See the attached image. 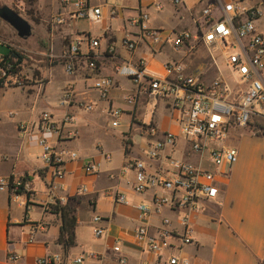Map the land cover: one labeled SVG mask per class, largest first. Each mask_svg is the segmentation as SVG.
<instances>
[{"label":"crops","instance_id":"0c3cea01","mask_svg":"<svg viewBox=\"0 0 264 264\" xmlns=\"http://www.w3.org/2000/svg\"><path fill=\"white\" fill-rule=\"evenodd\" d=\"M40 1H33L34 9L35 13L40 15L39 25H42V21H49V27L40 37L41 40L49 41V57H56L55 53L61 48L62 42L66 44L76 36L89 35L98 42L95 49L89 50L96 55L92 75L112 76L113 66L123 61L135 62L142 58L149 68L156 69L160 63L183 61L187 58L182 52L171 49L169 44L152 50L147 42L141 41L137 42L132 51L124 49L119 43L120 38L125 34L129 37L136 35L135 29L127 25V20L134 16L136 7L146 6L145 10L149 14L147 25L151 28L174 32L193 31L195 23L201 18L202 7L211 4V13L216 16L220 14L221 2L225 0H180L179 4H173L171 0H152L161 4L159 10L138 0H118L112 4L106 0H85L87 5L96 6L100 10V19L94 34L78 31L74 22L76 19L68 18L74 0H44L43 4H40ZM241 4L245 8L259 7L260 14L255 17L254 26L264 36V0H242ZM111 8L115 13L110 17L108 11ZM59 13L63 21L51 23V16ZM51 44L55 45L57 51L51 49ZM110 44L114 47L111 55L104 52L105 47ZM7 46L11 47L12 44L7 43ZM87 49L85 44L80 46L81 53L87 52ZM199 49L204 48L197 50ZM158 54L163 55L156 59ZM183 62L186 63L185 60ZM75 68L74 74L67 75L68 79L58 89L52 104L48 105L50 98L45 94V87L40 95L36 91H30L29 94L25 92L33 98L28 112L24 115L17 114L11 125L12 138H8V143L12 152L0 153V165H3L0 168V176L17 177L29 188L16 196L6 190H0V264H10L7 261L9 253L18 255L20 264H33L35 258L53 254L61 257V264H72L70 259L78 255L84 257L81 264H93L95 261L86 257L89 253L96 254L101 264H117L110 251L114 240L118 241L121 254L126 256V264H156L153 254L139 251L131 242L132 231L137 223L134 205L147 202L149 196L147 193H134L129 187L131 174L119 173L123 158V141L126 137L130 144V134L133 133L141 140L143 132L140 126L150 120L159 132L167 129L175 131L176 127L168 120L167 114L158 108L153 111L149 108L146 119L141 120L137 114L142 98L133 110L128 109L131 117L124 114L126 122H122L119 127H111L105 110L108 106H118L120 96L130 88L129 83L121 78L127 83L123 86L119 78L113 76L115 85L109 91L107 99L100 100L89 88L90 73L87 72L82 59L79 58L75 62ZM227 78L232 79L233 84L230 85ZM227 78L225 80L228 86L234 89V78L230 77L229 73ZM47 82L48 78L45 85ZM67 84L72 85L77 100L92 102L91 111H80L74 104L67 107L58 106V94ZM38 102L41 108L35 111ZM43 110L49 112L59 128V135L53 143L54 149L73 151L77 155L76 159L66 158L63 161L64 176L60 186L49 189V193L46 191L44 166L39 159L40 149L35 144L26 142L17 129L18 124L30 123L31 116L33 115L35 120L37 114ZM64 111L75 117L71 125L61 124L60 115ZM142 112L146 113L145 110ZM157 113L164 115L160 124L155 117ZM102 115L107 117V130L113 131V128H116L119 131L117 136L102 129L101 121L105 119ZM67 130H72L73 133L67 135ZM232 130L235 131L230 141H226V145L235 148V161L229 166L216 169L215 178L219 181L216 183L217 195L212 200L201 202L200 211L191 215L192 243L183 246L178 252L179 255L187 257L188 264H264V134L251 135L263 138L259 143L252 142L250 138H243L242 132L249 134L244 128H233L230 132ZM228 137L229 134L227 139ZM131 144V154L137 155L139 145L143 144L139 141ZM114 154L117 156V163L111 166L110 159ZM33 155H36L35 159L38 160H34ZM186 159L192 164L197 163L195 156H187ZM86 161L97 164L96 173H84L82 165ZM201 165L212 170L208 162L203 161ZM39 182L43 183V189H39ZM80 186H84L85 191L75 193ZM114 192L122 194L127 203H115L112 200ZM55 200L71 208L75 219L74 245L66 250L56 243L60 218L47 210V205ZM95 215L101 218L99 222L92 220ZM160 215L174 218L167 210H162ZM160 215H151L145 220V224L157 223ZM96 227L103 228L104 234L94 236L93 229Z\"/></svg>","mask_w":264,"mask_h":264},{"label":"built area","instance_id":"2783aa9c","mask_svg":"<svg viewBox=\"0 0 264 264\" xmlns=\"http://www.w3.org/2000/svg\"><path fill=\"white\" fill-rule=\"evenodd\" d=\"M144 1L154 9H161V4L152 0ZM179 4L180 0H171ZM242 0H225L221 2L220 14L212 15L213 6L207 4L200 9L201 18L195 23L193 31H172L163 28H151L147 25L149 17L145 7L138 6L134 16L127 20V25L134 28L136 35H123L119 43L127 51L135 49L137 42L145 41L152 50L163 44L183 53L184 57L194 54L198 48L208 53V62L187 71L186 64L181 60L160 63L158 68H149L142 58L135 62L123 61L113 66L112 76L92 75L95 69L96 55L89 50L97 47V40L89 35L74 37L66 43L56 56L66 75L75 71V62L80 58L90 73L89 88L100 100H106L111 88L115 85L113 76L125 79L130 88L120 96V100L128 108L108 106L105 110L111 127H119L120 118L129 114L140 102V98L149 104L150 111L157 108L164 111L168 120L176 130L158 131L152 120L140 126L143 145H139L138 154H131V142L124 138L123 158L120 175L130 173L129 187L134 193H147V202L134 205L136 209V225L133 228L131 242L139 251L154 255L156 264H188V259L178 252L183 246L192 243L190 218L200 211V203L212 200L217 195L216 169L229 166L235 161L236 150L226 145L231 129L244 128L250 135L264 134V36L254 26V19L260 14L259 7L245 8ZM115 10L111 8V17ZM68 18H85L97 22L100 10L96 6L87 5L85 0H74ZM62 15L51 16L50 22L61 23ZM85 44L87 52L81 53L80 46ZM113 45L105 47L104 52L113 54ZM222 53L224 65L230 77L234 78L235 88L228 86L214 60L212 51ZM211 59V61H210ZM2 56L0 55V62ZM214 65L215 74L204 81L206 66ZM8 64L5 65V68ZM4 68V67H3ZM0 68V74H4ZM16 86H20L17 81ZM58 106L75 107L83 112L92 110L90 100H77L72 85L61 88ZM130 116V114H129ZM131 117V116H130ZM75 117L64 111L60 115L61 124L71 125ZM34 128V131H32ZM21 137L39 147V159L44 166L46 191L60 186L64 176L63 161L76 159L73 151L54 149V139L59 135V128L51 119L49 112L41 111L32 123L18 124ZM72 130H67L71 135ZM187 156L197 157V163L187 161ZM205 161L212 170L201 165ZM86 174H94L97 164L86 161L82 165ZM0 190H6L13 196L29 190L28 185L11 175L0 176ZM84 186L75 193H83ZM115 203L126 204L124 196L118 192L112 194ZM162 210L172 213L174 218L160 215ZM160 215L157 223L145 224L151 215ZM99 222L98 215L92 217ZM104 234V229L96 227L93 235ZM110 251L117 264H126V256L121 254L117 240H114ZM93 264H101L96 254L89 253ZM18 255L9 253L10 264H20ZM83 255L70 259L72 264H81ZM58 254L43 255L34 259L33 264H61ZM139 264H148L140 262Z\"/></svg>","mask_w":264,"mask_h":264},{"label":"rangeland","instance_id":"374dc122","mask_svg":"<svg viewBox=\"0 0 264 264\" xmlns=\"http://www.w3.org/2000/svg\"><path fill=\"white\" fill-rule=\"evenodd\" d=\"M69 1L72 2V0ZM117 1L118 0H106L107 3L111 4ZM39 3L43 4L45 2L44 0H42ZM2 5H6L11 9L13 8L14 10H16L17 13L24 19H26L31 25L29 35H27L24 39H20L16 36L15 31L8 24L0 21V55L6 53V45L7 43H11V47L15 48L16 50H20L26 57V61L22 62L21 64L18 76L15 78L12 77L10 83L2 85L3 87L0 88V153L11 154L12 149L10 148V145L8 143V138H12L11 125L14 119L17 117V114L24 115L26 112H28V108L30 106V103L32 102L33 96L27 94H29L30 91H36L37 94L40 95L42 94L45 87V94L48 99L50 98L48 105L49 103L52 104L58 89L65 83V81L68 79V76L63 72L59 59L57 57H49V41L43 39L41 40L40 38L44 34V30L49 27V21H42V25L38 24L40 15L38 13H35L34 2H32L30 6H28L25 3V0H0V6ZM29 7L30 9H32V16L36 17V22H33L29 18V16L25 14V11ZM74 22L75 27L78 31H86L90 34L96 33L97 25L99 23L90 21L85 18L76 19ZM64 45L65 42H62L60 45L61 48L59 49V51H57L55 45L51 44V49L53 51H57L55 53V55L57 56L63 49ZM162 55H156V59H159ZM207 56L208 53L204 49H199L194 54L187 56L186 59H183V61L185 60L186 62L185 64L187 67V71H191L194 67L203 63L206 64L208 62ZM210 57L214 60V65L216 66L218 72L222 76L227 78L228 70L223 63L222 53H220L219 50H215L210 53ZM214 65L210 63L208 66H206L205 75L203 76L204 81H208L215 74ZM47 78L48 82L45 85ZM119 80L123 86L127 85V83L123 79L119 78ZM227 80L230 85L233 84L232 79L227 78ZM17 81L20 83V86L13 87V84L16 85ZM22 89L25 91H23ZM139 104L141 110L140 108L138 109L137 116L141 120H145L147 117L149 104L145 103L144 100H142ZM117 105L123 108L128 107L124 103H121V101ZM40 108L41 105L38 102L35 111ZM143 110H145L146 113H143ZM155 117H157V121H159V124L164 120V115L160 113H157ZM103 118L105 119L101 121V123L103 124L102 129H105L108 134L111 132V134L113 133L114 136H117L119 131L116 128H113V131H108V126L105 125L107 117L103 116ZM31 119L30 123L34 121L33 115L31 116ZM126 120L127 118L125 115L120 118L121 123L126 122ZM234 131L235 130H232L229 133V137L226 140L227 142L232 138ZM242 133L244 135L243 138H250L252 142H262L261 139L263 138L261 137L256 138L245 132ZM130 141L132 143H136L138 141L142 144L144 143V140H139L138 136L135 133L130 134ZM35 158L36 155H33V159L38 160ZM110 163L111 166L116 165L117 156L115 154L111 156ZM2 167L3 165H0V168ZM39 189H43L42 182H39Z\"/></svg>","mask_w":264,"mask_h":264},{"label":"trees","instance_id":"16d2710c","mask_svg":"<svg viewBox=\"0 0 264 264\" xmlns=\"http://www.w3.org/2000/svg\"><path fill=\"white\" fill-rule=\"evenodd\" d=\"M33 0H25V3L30 6ZM13 9V8H12ZM14 10V9H13ZM16 13L17 11L14 10ZM25 14L29 18L36 22V17L32 16V9L30 7L25 11ZM7 46V45H6ZM2 61L0 62V68H3L4 74H0V86L10 83V80L18 76V72L21 68L22 62L26 61V57L20 50H16L13 47L7 46V51L5 54L1 55ZM8 67L5 68V65ZM13 87H16L13 84ZM47 210L57 214L60 218L58 235L56 238V243L61 246L63 250L74 245L73 236V226H74V215L73 210L66 206L65 204H60L58 200H55L52 204L47 205Z\"/></svg>","mask_w":264,"mask_h":264},{"label":"water","instance_id":"95a60500","mask_svg":"<svg viewBox=\"0 0 264 264\" xmlns=\"http://www.w3.org/2000/svg\"><path fill=\"white\" fill-rule=\"evenodd\" d=\"M0 19L8 24L17 37L24 39L30 33V24L21 15L6 5L0 6Z\"/></svg>","mask_w":264,"mask_h":264}]
</instances>
